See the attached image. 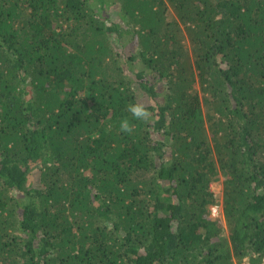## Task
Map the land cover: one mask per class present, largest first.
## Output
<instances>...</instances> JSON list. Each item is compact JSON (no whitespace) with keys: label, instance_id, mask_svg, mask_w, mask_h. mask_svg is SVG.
Listing matches in <instances>:
<instances>
[{"label":"trees","instance_id":"obj_1","mask_svg":"<svg viewBox=\"0 0 264 264\" xmlns=\"http://www.w3.org/2000/svg\"><path fill=\"white\" fill-rule=\"evenodd\" d=\"M245 256L264 258V0H0V264Z\"/></svg>","mask_w":264,"mask_h":264},{"label":"clouds","instance_id":"obj_2","mask_svg":"<svg viewBox=\"0 0 264 264\" xmlns=\"http://www.w3.org/2000/svg\"><path fill=\"white\" fill-rule=\"evenodd\" d=\"M127 110L132 114L134 119L148 121L151 117V113L145 108V106L138 102H133L127 105ZM119 128L122 132L130 133L132 131L131 122L127 118H123L119 122ZM244 264H247L248 257H243Z\"/></svg>","mask_w":264,"mask_h":264},{"label":"rangeland","instance_id":"obj_3","mask_svg":"<svg viewBox=\"0 0 264 264\" xmlns=\"http://www.w3.org/2000/svg\"><path fill=\"white\" fill-rule=\"evenodd\" d=\"M132 48V44H128V49L125 48V52L126 54H130L131 52H129V49ZM135 51H133L134 53ZM135 68L137 69V64L135 65ZM127 73L130 74V72L127 70ZM133 75V74H131ZM153 75H155L153 72L149 73L148 76L152 79ZM162 81H160L161 83ZM163 84V83H162ZM160 84V85H162ZM195 87L197 89H199V85L198 83L195 84ZM205 112V109H204ZM223 178L220 176L218 179L213 180V182H211V189L214 191V194L216 196V198L219 200V202H215V204L210 206V209L212 210V213L214 214L215 217H220L222 216L221 210H222V204H221V200H222V196L224 193V184H223ZM213 216V217H214ZM222 218V217H221ZM222 222L224 223V220H222ZM249 257V256H247Z\"/></svg>","mask_w":264,"mask_h":264},{"label":"built area","instance_id":"obj_4","mask_svg":"<svg viewBox=\"0 0 264 264\" xmlns=\"http://www.w3.org/2000/svg\"><path fill=\"white\" fill-rule=\"evenodd\" d=\"M234 264H244V261H243V259H242L241 262L235 261ZM247 264H253V263L251 262V260L249 259V257H248ZM260 264H264V258H263V260L260 262Z\"/></svg>","mask_w":264,"mask_h":264}]
</instances>
